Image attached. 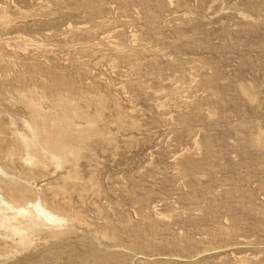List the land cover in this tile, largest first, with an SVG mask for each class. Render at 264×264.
Wrapping results in <instances>:
<instances>
[{
  "label": "rangeland",
  "instance_id": "obj_1",
  "mask_svg": "<svg viewBox=\"0 0 264 264\" xmlns=\"http://www.w3.org/2000/svg\"><path fill=\"white\" fill-rule=\"evenodd\" d=\"M0 264H264V0H0Z\"/></svg>",
  "mask_w": 264,
  "mask_h": 264
}]
</instances>
